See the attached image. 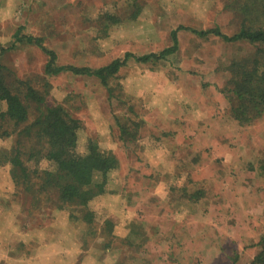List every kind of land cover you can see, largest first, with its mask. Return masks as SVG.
<instances>
[{"label":"rangeland","instance_id":"374dc122","mask_svg":"<svg viewBox=\"0 0 264 264\" xmlns=\"http://www.w3.org/2000/svg\"><path fill=\"white\" fill-rule=\"evenodd\" d=\"M223 5L224 0H0V44L14 42L20 30L42 38L58 65L98 69L127 52L159 53L172 46L175 30L178 40L176 51L158 65L131 58L119 68L111 83L116 99L94 78L47 76V57L32 44L4 55L2 65L14 79H27L39 92L44 85L47 101L79 120L78 153L89 139L118 157L116 179L129 203L95 200V228L107 219L116 239L110 247L104 246L107 234L83 242L86 224L67 220V211H30L21 194L13 195L10 168L3 166L0 264H233L235 254L236 264H248L260 251L264 177L257 174V162L264 151V115L238 125L221 93L227 62L257 48L192 33L218 28L233 35L236 20ZM137 7L133 21L129 16ZM103 13L126 20L95 40L101 33L86 19ZM134 114L145 123L137 142L125 149L113 141L115 120ZM11 145V139H0V149ZM180 185L189 193L203 188V200H181L179 188L173 190ZM135 227L138 234L130 231Z\"/></svg>","mask_w":264,"mask_h":264},{"label":"trees","instance_id":"16d2710c","mask_svg":"<svg viewBox=\"0 0 264 264\" xmlns=\"http://www.w3.org/2000/svg\"><path fill=\"white\" fill-rule=\"evenodd\" d=\"M223 9L233 13L232 18L236 20L233 35L228 36L218 28L192 30V33L200 39L214 36L224 43L247 44L257 48L246 56L227 62L225 71L228 80L221 89L229 105L230 119L240 126H248L264 115V0H224ZM139 13L140 9L135 8L129 19L135 21ZM125 20L119 13H103L95 20L86 19L89 25L98 27L97 32L101 33L99 38L94 37L95 40L106 38L111 27ZM14 37V42L6 46L0 44V108H3L0 111V139L12 140L9 149H0V168L9 166L10 179L16 190L13 195L17 198L21 194L30 211L46 208L67 211V220L86 224L88 231L83 242L87 236L97 240V236L107 234L108 243L104 246L110 247L116 239L111 234L112 225L106 219L95 228L97 213L92 208L94 201L101 197L129 203L121 180L116 179L120 165L118 157L111 150L102 149L96 140L89 139L85 143L84 153H78L79 120L63 105L47 101L48 92L44 85L42 92H39L27 79H14V75L1 61L5 54L14 51L18 45L32 44L47 57L44 66L47 76L70 73L73 76L94 78L107 90L109 98L116 99L118 96L115 88H111V83L116 79L118 69L131 58L140 64L158 65L176 51L177 31L170 34L172 46L159 53L135 56L127 52L122 59H115L98 69L58 65L56 53L44 45L42 38L21 34L20 30ZM133 116L116 118L117 134L111 136L125 149L129 147L128 144L137 142L139 130L145 123L142 116ZM134 153L137 155L136 151ZM42 164L44 166L41 168ZM257 164V174L264 177V151ZM176 187L181 192V200L192 204L203 200V188L189 193L183 185L174 186L173 190ZM130 231L138 234L136 227ZM125 241L128 240L123 239L121 244L124 245ZM258 245L260 251L252 256L248 264H264V231ZM236 258L238 256L235 254L233 264L238 261L234 262Z\"/></svg>","mask_w":264,"mask_h":264}]
</instances>
